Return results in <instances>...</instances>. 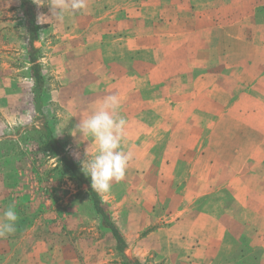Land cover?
Instances as JSON below:
<instances>
[{
  "label": "rangeland",
  "instance_id": "1",
  "mask_svg": "<svg viewBox=\"0 0 264 264\" xmlns=\"http://www.w3.org/2000/svg\"><path fill=\"white\" fill-rule=\"evenodd\" d=\"M107 1L86 0L87 7L74 15L65 13L61 21L52 18L48 23H38V16H51L50 8L31 0L37 32L36 63L42 75L39 115L33 100L34 64L29 62L21 0H0V209L5 211L15 204L19 221L15 228H20V232L0 237L10 247L9 262L29 253L38 264L52 263L58 254L69 252L63 264H126L115 250L110 230L94 210L87 186L78 183L51 152L44 134L48 127L82 169L86 150L90 158L97 154L98 146L90 136L71 135V129L104 96L117 94L120 100L121 96L131 99L128 72L140 65L163 67L154 75L155 81L175 75L169 76V69L183 71V76L171 80L160 94L185 97L187 101L175 110L174 116L164 110L169 120H142L136 129L126 128L121 147L131 151L133 159L123 179L113 181L109 191L98 193L124 237L126 255L143 264H191L185 258V249L180 251V255L184 253L182 258L176 256L177 251L170 253L177 231L164 233L166 240L162 235L150 239L146 235L176 219L195 153L209 149L207 159L217 158L215 179L218 183L225 179V77L218 82H211V77L204 83L195 80L191 74L194 57L183 55L182 50L178 56L164 60L153 56L146 47L139 51L141 57L115 61L116 48L121 50V43L115 46L113 35L106 32L105 20L115 19L118 25L121 20L120 15L106 16L102 6ZM257 94L264 97L262 90ZM139 106L120 105L119 115L127 119ZM174 146L186 151L178 160L168 158ZM203 167L204 161L200 160L198 171ZM201 171L204 178L209 177L208 170ZM249 183L251 195L264 197V166L253 170ZM227 195L224 187L214 188L192 207L217 216L224 226L227 223L231 236L238 237L245 223L244 213L235 203L227 205ZM260 205L262 214L264 200ZM241 250L259 255L264 251V241L249 251L246 247ZM3 257L0 254V261ZM236 261L231 256L216 264Z\"/></svg>",
  "mask_w": 264,
  "mask_h": 264
},
{
  "label": "crops",
  "instance_id": "2",
  "mask_svg": "<svg viewBox=\"0 0 264 264\" xmlns=\"http://www.w3.org/2000/svg\"><path fill=\"white\" fill-rule=\"evenodd\" d=\"M110 1L102 6L107 11L106 16L120 15L121 20L120 25L115 19L113 22L105 20L106 32L113 35L115 46L121 43V50L116 48L115 61L141 57L139 51L146 47L153 51V56L164 60L178 56L182 50L185 52L183 55L194 57L191 74L195 80L204 83L211 77V82L213 79L218 82L225 77V179L221 183L215 179L217 158L210 156L207 159L209 149L195 153L184 181L180 197L182 205L176 219L170 225L150 230L146 238L160 235L163 238L164 233L177 231L176 243L170 248V253L177 251L175 254L178 256L185 249V258L191 264H216L231 256L237 258L235 264L264 263V251L253 255L241 250L246 247L249 251L264 241V212L261 214L259 209L264 197L251 195L249 187L253 170L264 166V97L257 94L264 91L263 0ZM159 71H163L160 65L152 68L140 65L128 72L131 82L127 91L133 97L121 96L120 105L140 106L126 119V128L134 130L142 120H169V115L163 114L164 110L174 116L175 110L187 101L185 97L160 94L171 80L183 76V71L170 72L169 69V76L175 75L155 81L154 75ZM185 152L183 147L174 146L168 158L178 160ZM200 160L204 161L201 170L209 171L208 178H204L202 171L199 170L200 173L197 169ZM246 170L251 172H244ZM223 187L228 193L225 197L227 205L235 203L244 213L245 223H242L238 237L231 236L227 223L224 226L217 216L192 207L203 198L201 196ZM159 199L155 197V200ZM3 212L0 209V217ZM19 229L15 231L20 232ZM164 238L166 240V236ZM57 247L60 248L59 245ZM9 252L10 247L1 238L0 254L5 257L0 264H38L29 253L9 262ZM58 255L52 263L63 264L66 257L69 259V252ZM182 255L184 253L181 258Z\"/></svg>",
  "mask_w": 264,
  "mask_h": 264
},
{
  "label": "clouds",
  "instance_id": "3",
  "mask_svg": "<svg viewBox=\"0 0 264 264\" xmlns=\"http://www.w3.org/2000/svg\"><path fill=\"white\" fill-rule=\"evenodd\" d=\"M37 3H46L51 12L50 17L43 14L38 16V23H48L52 18L61 21L65 13L74 15L87 7L86 0H38ZM119 109V96L106 95L70 131L73 136L79 133L82 138L92 137L98 146L95 156L89 158L86 150L85 159L81 161L82 171L91 179V189L98 193L109 191L113 181L123 179L133 159V153L121 147L128 121L119 115ZM17 220L15 204H10L0 217V237L14 233Z\"/></svg>",
  "mask_w": 264,
  "mask_h": 264
},
{
  "label": "trees",
  "instance_id": "4",
  "mask_svg": "<svg viewBox=\"0 0 264 264\" xmlns=\"http://www.w3.org/2000/svg\"><path fill=\"white\" fill-rule=\"evenodd\" d=\"M23 6V12L26 17V29L28 32V47H29V62L33 65V78L35 86L33 88V100L35 109L38 114H41V99H40V85L42 83V75L39 72V65L36 63L37 57L35 53L37 52L34 46V41L37 40V32L35 27V10L31 0H21ZM46 131L44 134V139L47 142L51 152L59 157L63 163L66 170L71 174V176L78 181L80 184H85L87 186V193L89 194L94 210L101 215L102 223L107 227L113 238L115 239V250L121 258H123L126 264H143L138 259L129 258L126 253V242L123 235L117 228V226L110 219L108 213L105 211L104 206L101 203L98 192L91 189V181L89 177H86L79 165L73 160L67 152L63 149L61 144L51 135L48 127H45Z\"/></svg>",
  "mask_w": 264,
  "mask_h": 264
}]
</instances>
